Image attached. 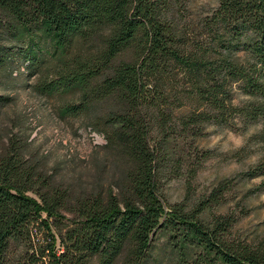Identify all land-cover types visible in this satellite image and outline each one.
Listing matches in <instances>:
<instances>
[{
  "label": "trees",
  "instance_id": "obj_1",
  "mask_svg": "<svg viewBox=\"0 0 264 264\" xmlns=\"http://www.w3.org/2000/svg\"><path fill=\"white\" fill-rule=\"evenodd\" d=\"M173 2L0 0V78L25 72L58 115H84L104 137L100 166L117 170L105 186L61 185L10 140L0 264H144L156 230L173 264H264V241L232 235L229 216L202 217L218 189L184 207L163 203L159 183L169 141L181 153L208 121L264 126V0H218L204 25H178ZM246 172L264 174V159ZM49 218L68 222L58 249ZM10 241L22 249L8 260Z\"/></svg>",
  "mask_w": 264,
  "mask_h": 264
},
{
  "label": "rangeland",
  "instance_id": "obj_2",
  "mask_svg": "<svg viewBox=\"0 0 264 264\" xmlns=\"http://www.w3.org/2000/svg\"><path fill=\"white\" fill-rule=\"evenodd\" d=\"M217 1L178 0L172 3L174 17L178 25H204V17L215 9ZM18 69L24 71L22 64L18 63ZM34 85L33 76L18 74L15 68L0 78V153L13 140L22 145L28 161L35 160L61 185L105 186L110 171L117 174V170L100 166L108 152L104 137L90 128L84 115H58L55 99ZM241 97L234 91V102ZM169 146L174 152L165 159L159 176L162 202H180L187 207L211 189H218V198L204 209L202 217L229 216L232 235L264 241V174L246 172L264 159L263 123L242 124L236 117L225 123L208 121L191 147L184 144L179 153L183 148L180 143L174 146L169 141ZM48 221L58 249V231L62 232L68 222L64 218ZM40 235H44L41 229ZM21 249L19 241H10L6 258H15ZM175 258L166 233L156 230L144 264H173Z\"/></svg>",
  "mask_w": 264,
  "mask_h": 264
}]
</instances>
